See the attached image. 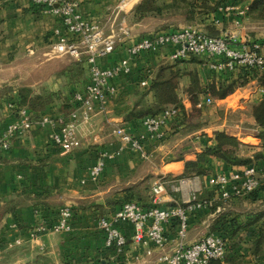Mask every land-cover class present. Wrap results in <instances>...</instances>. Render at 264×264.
Wrapping results in <instances>:
<instances>
[{
    "label": "crops",
    "instance_id": "crops-1",
    "mask_svg": "<svg viewBox=\"0 0 264 264\" xmlns=\"http://www.w3.org/2000/svg\"><path fill=\"white\" fill-rule=\"evenodd\" d=\"M74 1L77 2L82 14L100 23H106L117 12L125 13L131 37L115 52L99 59V64L104 67L111 66L115 61L123 58L125 56L123 47L129 45L136 37L150 31L171 30L180 26L170 24L159 28V25L170 21L169 19L158 23H144L149 18L159 17L153 15L134 22L131 9L140 0H135L128 8H125L128 3L125 0ZM210 2L214 3L215 0ZM122 5L123 9L119 10ZM213 16L214 14H210L207 21L211 23L207 26H205L207 23L195 22L208 35H211L208 32V27L211 26L218 31L216 35L234 31L243 40L250 41L258 37L246 33L247 27L244 25L249 20H253L249 16L244 19L241 26H235L228 17H220V23L214 24ZM179 21L183 22L181 19ZM54 25L55 19L44 13L41 7L33 5L31 0H0V87L3 84L26 85L35 91L44 87L57 97H69L82 85L88 77V66L84 55L79 58L68 54L47 55ZM30 47L33 48L32 54L27 52ZM164 61L166 59H163L159 52L139 55L134 60L131 74L120 75L115 79L119 88L118 93L105 102L101 111L96 110L89 122L79 125L77 135L81 144L77 148L69 152L61 151L49 139L50 125L39 124L26 134L14 138L11 148L0 154V264H78L84 253L89 258L88 264H98L97 260L101 257L95 258L94 255L96 248L101 245L97 219L119 206L129 187L135 188L138 184L139 189H143L144 195L148 196L151 186L148 184L143 188L139 183H147L151 174L156 172L167 176L179 175L182 173L184 162L196 158L200 149L185 152L183 147L181 151L184 150V153L165 160L164 157L169 151L167 145L170 143L166 140L169 124L164 128L165 133L161 140L145 142L146 148L151 153L149 159L140 158L128 146L122 145L112 132L115 125H124L134 134L141 132L142 118H128L127 114L137 100L153 101V92L148 87L142 88L138 82L146 68L152 71V77L158 65ZM75 68H79V75H75ZM199 70L204 80L211 78L207 68L200 66ZM149 80L147 77L148 83ZM183 83L180 84L177 94L184 107L188 109L190 100L182 91ZM251 83L254 84L253 81ZM237 92L247 94L250 90L245 85L218 100H225ZM204 95L207 94H203L201 98ZM251 96L255 98V94ZM12 101H16L14 91L0 100V132L8 123L18 118L17 114L13 113L15 104ZM57 105L58 99L54 98L41 112L40 117L46 114L63 115L57 110ZM248 134L253 135L247 133L246 136ZM253 136L258 141L256 143H259V139ZM240 139L243 141V138ZM101 160L104 162L103 172L97 180H91L88 177L89 168ZM202 165L213 170L225 168L221 159L212 156H207ZM28 193L41 194L48 204L34 205L28 202L5 213L1 212L4 202ZM166 195L177 197L176 193L169 192ZM145 197L144 200H133L148 205L149 200ZM64 204L74 208L72 234L32 235L33 227L38 222L52 220L55 217V210ZM246 206L247 204L242 202L231 206L230 209L231 212H238ZM127 226L129 227V224ZM208 228L203 216L194 219L190 224L187 240H195L207 233ZM130 231L128 230L127 233L129 234ZM172 234L170 230V235ZM17 238L21 243L14 245L13 242ZM149 248L153 251L150 255H146L144 248L130 242L125 247L124 255H137L138 258L130 262H124L119 256L115 258L118 257L122 261L121 264H154L159 254L172 251L173 244L169 243L163 249L153 248V245L149 244ZM107 256L110 260L113 253ZM245 259L242 264H257L263 261L264 254L261 256L248 254Z\"/></svg>",
    "mask_w": 264,
    "mask_h": 264
},
{
    "label": "built area",
    "instance_id": "built-area-1",
    "mask_svg": "<svg viewBox=\"0 0 264 264\" xmlns=\"http://www.w3.org/2000/svg\"><path fill=\"white\" fill-rule=\"evenodd\" d=\"M251 0H228L217 7L219 17H212L214 24L228 17L235 26H241L248 18V5ZM43 12L55 19L51 31L48 56L68 54L79 58L85 56L88 77L72 94L73 110L67 115H43L39 120H31L28 110L17 111L18 118L8 123L0 132V154L11 148L14 138L29 132L35 125L49 124L50 141L63 152H69L81 141L77 135L79 125L90 121L96 110H102L105 102L118 93L115 79L130 75L134 60L148 52H159L163 59L175 60L189 55H202L211 58L208 67L215 71L231 70L235 66L261 67L264 65V37L250 41L241 39L234 31L223 35H208L199 24H186L171 30H154L136 37L124 48L125 56L111 66H101L99 59L115 52L131 37L125 13L114 14L106 23L86 17L78 9L74 0H31ZM123 9V5L119 10ZM33 53V48L27 50ZM150 69L146 68L139 86L148 84ZM256 84V83H255ZM254 93L259 97L264 88L255 85ZM213 98L207 94L196 105L209 104ZM10 105H12L10 103ZM179 108L168 106L157 114L144 116L140 123L141 132L134 134L124 125H115L113 134L122 145L128 146L142 159H149L151 153L145 146L148 140H161L164 128L170 121L179 117ZM104 169L103 160L89 168L88 177L97 180ZM264 178V163H250L239 167L221 169L203 177L191 175L171 177L164 173L152 182L149 190V204L142 205L134 200L124 201L109 214L97 219L101 232V246L110 256V264H121L136 260L137 255L125 256V247L130 242L144 248L146 255L153 248L163 249L172 243L170 253L159 254L154 264H208L211 259L223 262L226 252L225 239L207 232L192 241L187 240L191 222L202 217L209 226L226 207L232 197L245 196L255 190ZM211 196H201L203 190ZM176 193L177 197L167 196ZM73 209L64 204L55 210L54 219L38 222L32 235L69 233L72 226ZM129 224V227L127 226ZM131 230L128 234L127 231ZM172 230V235H170ZM15 239L13 244L19 245ZM115 258V259H114ZM259 264V263H257Z\"/></svg>",
    "mask_w": 264,
    "mask_h": 264
},
{
    "label": "trees",
    "instance_id": "trees-1",
    "mask_svg": "<svg viewBox=\"0 0 264 264\" xmlns=\"http://www.w3.org/2000/svg\"><path fill=\"white\" fill-rule=\"evenodd\" d=\"M228 0H140L131 9V15L134 22H139L143 18L153 15L159 17H173L170 21L159 25L163 28L167 25H178L179 19L184 23L202 22L209 25L207 19L210 14L213 17L218 16L217 7ZM247 15L253 20H264V0H251L248 5ZM213 23V22H212ZM211 35H216L218 31L213 27H208ZM212 59L207 56L189 55L187 58L175 60H166L158 65L154 75L149 73L148 89L153 92L154 99L151 102H144L139 99L134 103L132 109L128 112V118H143L147 115L159 113L168 106L179 108V117L169 122V125L175 128L181 127L183 134L191 133L199 125L186 126L182 121L186 108L178 97L177 91L182 85V91L186 93L190 100V107L195 106L199 96L209 94L213 99H221L234 92L237 88L243 87L250 82L264 88V65L261 67H248L238 65L231 70L215 71L208 67V62ZM207 68L211 75L209 80H204L200 75L199 67ZM71 68H69V71ZM76 72V73H75ZM75 75H79V68H75ZM151 77V78H150ZM144 88V87H142ZM15 92L16 101L13 106V113L20 109H27L31 120L41 118V112L46 109L54 98L58 99L57 110L63 115L69 114L74 108V103L69 97L56 96L44 87L35 91L26 85L3 84L0 87V100L6 98L11 92ZM11 102V104H12ZM249 115L252 125L257 129L254 135L259 139V144H250L241 141L240 138L224 130H215L212 136H207L206 142L202 145L201 151L195 159L186 160L182 173L179 175L191 176L199 175L201 177L214 173L212 169L204 167L202 164L207 156L221 159L225 168L239 167L250 163H264V93L255 97L249 107ZM39 120V119H38ZM173 177V176H171ZM146 183V182H145ZM144 184L143 182L139 183ZM147 185V184H146ZM146 185L143 188H146ZM129 187L123 200L133 199L144 200L143 189ZM148 186V185H147ZM211 196L206 189L201 196ZM149 200V194L146 196ZM145 197V199H146ZM31 202L34 205L48 202L38 193L18 195L9 199L1 206V212L14 209L19 205ZM246 203L247 206L238 212H231V206ZM72 207V206H71ZM226 209L221 212L209 225L208 232H214L222 236L226 241V252L223 262L230 264H242L246 261V256H261L264 254V178L260 180L258 187L245 196L232 197L225 203ZM74 210V208L72 207ZM103 216V215H101ZM73 217V216H72ZM54 219V218H53ZM72 219V218H71ZM50 221V220H49ZM68 234H72V231ZM100 232V238H101ZM95 258L98 264H110L108 251L99 245L96 248ZM81 261L78 264H88L89 258L84 253L81 255ZM102 261L104 263H102ZM221 260L211 259L208 264H220ZM259 264H264V259Z\"/></svg>",
    "mask_w": 264,
    "mask_h": 264
},
{
    "label": "rangeland",
    "instance_id": "rangeland-1",
    "mask_svg": "<svg viewBox=\"0 0 264 264\" xmlns=\"http://www.w3.org/2000/svg\"><path fill=\"white\" fill-rule=\"evenodd\" d=\"M135 0H125L126 6L131 5ZM173 19V17L167 18L165 17H155L149 18L144 23H158L163 20ZM198 23V22H197ZM190 23L180 22L178 25L183 26ZM196 24V23H191ZM179 26V27H180ZM246 33L248 35L255 34L259 38L264 37V20H255L246 23ZM149 27V26H148ZM177 27V28H179ZM174 28V27H173ZM175 29V28H174ZM250 84V85H249ZM247 84L249 93L243 94L242 92H237L226 98L225 100H217L213 99V101L209 104H202L200 106L195 105L194 107L190 105L188 109H186L185 115H183L182 121L185 122L186 126L199 125L197 129H195L191 133L183 134L179 130L181 127L175 128L174 126L168 127V134L166 136V140H169L170 143L167 145L169 151L165 155V160L171 159L173 157H178L182 153H184L183 147L185 148V152H193L196 149L201 150L202 145L206 142V138L204 134L207 136H212L215 130H224L227 133L233 134L238 138H243V142L250 144H259L257 139L254 138V133L257 131L255 127L251 123L250 115H249V107L252 103L254 96L251 94H255V83ZM241 90V89H240ZM255 96H257L255 94ZM202 95L199 96V100H201ZM197 101V102H198ZM251 133L253 135L248 134ZM242 141V140H241ZM167 151V150H166ZM167 169V168H166ZM165 169V170H166ZM219 170H213L210 172H217ZM159 173L151 174L150 179L146 183L151 186L152 182L159 176ZM174 178L182 177L181 175H174ZM171 178V175L168 176ZM142 184V187L146 185ZM210 193V192H209ZM209 196V195H208Z\"/></svg>",
    "mask_w": 264,
    "mask_h": 264
}]
</instances>
